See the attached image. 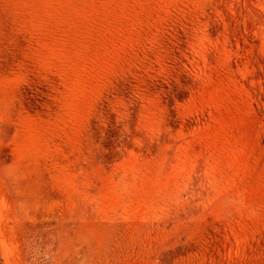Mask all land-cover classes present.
<instances>
[{"label": "rangeland", "instance_id": "1", "mask_svg": "<svg viewBox=\"0 0 264 264\" xmlns=\"http://www.w3.org/2000/svg\"><path fill=\"white\" fill-rule=\"evenodd\" d=\"M0 264H264V0H0Z\"/></svg>", "mask_w": 264, "mask_h": 264}]
</instances>
